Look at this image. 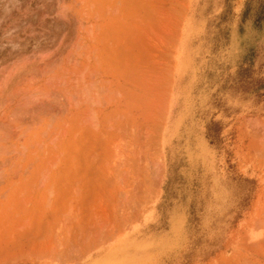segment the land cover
<instances>
[{
	"label": "rangeland",
	"instance_id": "rangeland-1",
	"mask_svg": "<svg viewBox=\"0 0 264 264\" xmlns=\"http://www.w3.org/2000/svg\"><path fill=\"white\" fill-rule=\"evenodd\" d=\"M132 1L0 0V264H264V0ZM114 88L157 131L127 214L89 159Z\"/></svg>",
	"mask_w": 264,
	"mask_h": 264
},
{
	"label": "bare ground",
	"instance_id": "bare-ground-1",
	"mask_svg": "<svg viewBox=\"0 0 264 264\" xmlns=\"http://www.w3.org/2000/svg\"><path fill=\"white\" fill-rule=\"evenodd\" d=\"M156 1L157 0H133L131 3H129V10H131L132 19L134 20V23L132 22L133 24H131V23H130L131 25L128 24L130 26H127V24H126L130 33L138 31L142 22H144V20H145V16L147 15L146 13L150 9H153L158 4ZM161 1H159V2H161ZM137 7H139V9L136 11ZM160 9H162V8H160ZM164 10L166 11L165 7H163L162 11H164ZM165 11H164V13H166ZM164 13L162 12V14H164ZM166 14L169 15L170 13L169 14L166 13ZM120 16H121V14H120ZM165 17L168 18V16H165ZM122 20H123V18H122ZM156 26H157V24H156ZM166 28L168 29L167 25H165V30H166ZM168 32L169 31H167L166 33H168ZM152 75H154V74H152ZM145 80L147 81L146 78H145ZM148 81H150V80H148ZM159 84L161 85V83H159ZM110 93H113L112 96H113L114 103H115L114 108H112L111 111H108L106 109L108 112H105V111H103V109H101V106L99 108V111H97V109H96L97 112L91 108L94 111V113L96 112L95 113L96 115L93 116L94 119L92 121L93 123L95 122V124H93V125H95L96 129L94 128L95 131L94 130L91 131V132L94 131L92 134H94L95 139H96V148H95V150L93 149L94 152L92 151V153L95 154V156L92 154V156H90L89 159L91 157L95 158L94 159L96 161L95 164L98 165L99 170L102 172V174H105L107 176L106 178H107V180H109L108 182H111V184L113 186L112 187L110 185L109 186L110 188L107 186L108 189L112 190L111 188H114L113 192H115V193H113V194L117 196V200H118V201L116 200V202L118 203L119 206L121 205L120 208H122V212L125 213L128 211L127 210L128 208L132 207L129 205V202L132 203V200H135L134 194L136 192L138 193L140 191V189H143L142 187H144V185H146V184L147 185L145 187L147 188V186L149 184V181H147V180H148V177L151 176V175H149V173L150 174L154 173V172H152V171H154V169H152V171L149 172L150 169L153 166H155L156 164L153 160V157L151 156L152 153L149 150H147V147H148L147 142L149 143V141H147V139L149 138V136H148L149 133H150L149 135H151V133H155L157 131L156 130H155V132L149 131V133L146 132V129L148 130V128H146L147 126L145 127V126L141 125L139 123L138 119H133V121H132L133 126L130 128V126H131L130 125V119H131L130 117L137 116L136 110H138V109L135 110L134 106L131 107L129 102L124 101L125 94H123V92L121 90H119V88H118V90H117V88L114 91L111 90ZM107 96L106 97L104 96L105 101L107 100V98H109V96L108 97ZM107 101H109V100H107ZM111 102H113V101H111ZM103 106H105V105H103ZM110 106H111V104H110ZM105 107H107V106H105ZM144 110L139 112V113L144 115L145 122L147 123L150 121L151 115L148 116ZM153 116H151V117H153ZM155 117H157V116H155ZM144 130L146 133L144 132ZM147 136H148V138H147ZM150 143H151V141H150ZM153 153H155V152H153ZM89 163H91V162L89 161ZM92 163H93V161H92ZM151 165H152V167H151ZM91 168H93V167L90 166V169ZM150 180H152L151 177H150ZM106 182H105V184H106ZM106 185H108V184H106ZM121 199H122V201H121ZM120 201L122 204H119ZM116 202L113 201L112 203H116ZM134 204H136V203H134ZM134 204L132 203L133 206H134ZM127 206H128V208H127ZM130 209H133V207ZM125 210H127V211H125ZM125 214H127V213H125ZM122 216H123V214H122ZM122 219H124V218H122ZM125 220H127V219H125Z\"/></svg>",
	"mask_w": 264,
	"mask_h": 264
}]
</instances>
